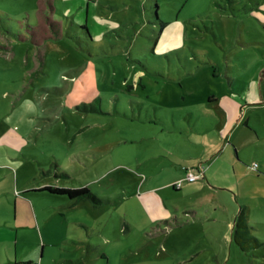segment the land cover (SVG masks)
I'll list each match as a JSON object with an SVG mask.
<instances>
[{"label":"rangeland","instance_id":"rangeland-1","mask_svg":"<svg viewBox=\"0 0 264 264\" xmlns=\"http://www.w3.org/2000/svg\"><path fill=\"white\" fill-rule=\"evenodd\" d=\"M154 8L169 24L153 53ZM0 45V132L12 128L23 142L0 150L18 191L86 187L100 198L63 216L46 210L43 236L53 225L65 242L43 248L29 225L1 254L43 264H264V0H0ZM208 164L213 183L202 175L201 189H161L178 225L149 220L144 180L166 165L197 176ZM238 221L261 245L241 250Z\"/></svg>","mask_w":264,"mask_h":264},{"label":"crops","instance_id":"crops-1","mask_svg":"<svg viewBox=\"0 0 264 264\" xmlns=\"http://www.w3.org/2000/svg\"><path fill=\"white\" fill-rule=\"evenodd\" d=\"M0 49L7 50V48L2 45H0ZM251 86L252 85H249L248 92L250 91ZM243 94L244 97H248V93ZM212 100L216 103V100L214 98ZM259 100L260 99L258 95L251 98L252 102H259ZM222 109L221 111H223L222 116L224 117V122L222 125L220 124L219 127H221L220 129L225 132L231 127L232 113L226 105H224ZM19 137L20 135L18 131L12 128H8L6 131L0 132V145H4L8 149H17L23 144V142L19 140ZM0 152V154L2 155L0 157V170H5V174L0 173V182L3 179H6L9 183L5 187H0V244H10L15 248L18 243V237H21L19 236V231H22L25 226L29 225L30 228H32V230L34 231L36 244L42 245L43 248L53 244H59L60 242H65L67 238L62 236V233L58 232L55 229L56 226L53 225L48 226V230H52L48 232V236L46 238L43 236L42 228H45L47 226V222L43 221L45 220L43 217L45 216L46 210L48 208L52 210L50 212V214L53 215L52 217L58 215L63 216L64 210L70 209L89 200L75 201L67 198L66 196L65 197L67 198V200L65 202L63 200H60L61 202H59L58 204L55 202L43 200L41 198V195L44 194L57 197L61 196L46 191L44 188L48 186L27 188V185H21L22 192H19L17 181L18 176L16 174L17 171L15 170L14 172H12L13 163H11V160H8L4 156L2 150H0ZM224 164L228 165V163L225 162ZM226 165L225 168L227 167ZM212 168L213 165L208 164L207 168L202 172L203 180H206L207 183L208 181L210 183H213L212 177L209 174L210 169ZM12 173H14V175H12ZM184 174L185 173L182 170L181 166H178L177 170L174 171L172 169V166L166 165L163 166L160 170L155 171L154 174H152L148 178V180H144L145 192L143 195V201L149 220L157 226H164V229L166 226V231H170V229L173 228V226L171 225L173 224L172 222L178 225L177 220L179 219V210L171 208V206L168 205L167 199H165L164 194L161 193V189L163 187H165L166 190H168L169 187L174 188L175 183L184 178ZM182 187H189L198 190L203 188V185L199 183V181L190 183H186L185 181H183L178 189H174L179 191L182 189ZM13 188L17 193L15 194L16 196L14 194H10ZM94 195L100 200V198L96 194ZM24 213L28 215L27 221L24 222V220H22V222L18 224V214L22 215ZM0 264L43 263L42 261H40V259H26L24 257L18 258L16 254L11 256L9 254H6L5 257L0 253Z\"/></svg>","mask_w":264,"mask_h":264},{"label":"trees","instance_id":"trees-1","mask_svg":"<svg viewBox=\"0 0 264 264\" xmlns=\"http://www.w3.org/2000/svg\"><path fill=\"white\" fill-rule=\"evenodd\" d=\"M156 8V7H155ZM155 8L153 9L152 13L154 16V20L150 21V24L155 25L158 24L159 25V29L158 32L156 34V37L153 40V46L150 49L151 52H155V46L158 43L160 36L163 34L165 27L169 24V22L167 21H163L160 20L157 16V12L155 10ZM78 29L83 31L84 34L86 35V40H89L90 42H94L90 39V30L89 28L86 27H81L80 25H77ZM92 38V37H91ZM2 50V49H0ZM84 51V50H82ZM87 55L91 53L84 51ZM154 55V54H152ZM213 101V100H211ZM210 101V102H211ZM174 188H176V186L174 185ZM46 191L53 193V194H57V195H64L66 197H68L71 200H75V201H83V200H89L91 203L93 204H99L100 200L93 194L91 193L86 187H81V188H59V187H46L44 188ZM242 213V210H241ZM241 218V217H240ZM236 227H240L241 230H239L237 232V236H236V241L238 242L239 246L241 247V250L246 251L248 249H251L253 246L258 247L259 245H261L259 242H257L254 238H248L244 232V230L247 229V226L244 224H241L240 221H238V223L236 224Z\"/></svg>","mask_w":264,"mask_h":264},{"label":"built area","instance_id":"built-area-1","mask_svg":"<svg viewBox=\"0 0 264 264\" xmlns=\"http://www.w3.org/2000/svg\"><path fill=\"white\" fill-rule=\"evenodd\" d=\"M202 169L200 170H198V175L196 176V175H193V174H191V173H185V179L187 180V181H195L196 179H198L199 177H201L202 176ZM176 186V185H175ZM176 187H179V183H178V186H176Z\"/></svg>","mask_w":264,"mask_h":264}]
</instances>
